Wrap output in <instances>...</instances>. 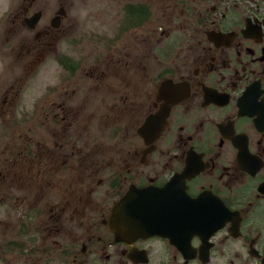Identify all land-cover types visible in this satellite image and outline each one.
Here are the masks:
<instances>
[{
  "label": "flooded vegetation",
  "instance_id": "flooded-vegetation-1",
  "mask_svg": "<svg viewBox=\"0 0 264 264\" xmlns=\"http://www.w3.org/2000/svg\"><path fill=\"white\" fill-rule=\"evenodd\" d=\"M125 1L77 57L67 0L8 17L0 264H264V0Z\"/></svg>",
  "mask_w": 264,
  "mask_h": 264
},
{
  "label": "rangeland",
  "instance_id": "rangeland-1",
  "mask_svg": "<svg viewBox=\"0 0 264 264\" xmlns=\"http://www.w3.org/2000/svg\"><path fill=\"white\" fill-rule=\"evenodd\" d=\"M60 1L61 0H36V6L37 8L45 6L46 17L47 19H50L52 14L58 9V3ZM22 2H24V0H0V42L3 41V52L2 55H0V93H5V90L9 87L8 85L11 84L15 77L20 73V68L16 67V65H11L13 69L10 67L12 58L7 57V51L11 45V41L5 42V40L8 36V17L11 16L10 13L15 9L14 6ZM67 2L71 5L69 7L68 5L65 6L67 10L66 24L68 25V28L72 27V34L67 37L68 43L66 44V48H68V50L72 49L74 52L72 53L71 51V53L75 57L81 53V47L83 50H88L94 47L92 46L93 44H98L103 47V41H101L100 38L97 40L93 37L92 33H99V37H102V34H110V32L117 28L120 30L121 27L128 24L129 18L126 16L124 8H122L123 4L126 2L125 0H67ZM120 22L121 24L119 25ZM79 36L84 38L82 44L78 46V41L75 44H72L71 38L77 39ZM62 46L65 47L63 43ZM2 56L4 57L1 58ZM169 60L170 59H168V61ZM44 70V68H41L36 77L29 80L30 84L36 86V89L40 86L32 95L40 94L44 90L42 85L44 84V80H47V73ZM55 78V75L49 77V79ZM34 80H40V83L37 81L35 82ZM11 90L13 91L14 88H10L8 95L12 92ZM27 99L28 97L26 95L25 101ZM6 107L7 105H4V110ZM12 127L13 123L10 115L0 117V149L11 141Z\"/></svg>",
  "mask_w": 264,
  "mask_h": 264
},
{
  "label": "water",
  "instance_id": "water-1",
  "mask_svg": "<svg viewBox=\"0 0 264 264\" xmlns=\"http://www.w3.org/2000/svg\"><path fill=\"white\" fill-rule=\"evenodd\" d=\"M39 17H40V13L36 12L31 17L27 18L26 21H27V23H28V25L30 27H33L35 25V23L37 22V20L39 19ZM51 25L52 26H55L56 25L54 18L51 20ZM136 218L139 219V218H141V216L140 215H137Z\"/></svg>",
  "mask_w": 264,
  "mask_h": 264
}]
</instances>
